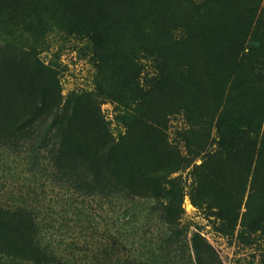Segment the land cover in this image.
<instances>
[{"label":"rangeland","instance_id":"rangeland-1","mask_svg":"<svg viewBox=\"0 0 264 264\" xmlns=\"http://www.w3.org/2000/svg\"><path fill=\"white\" fill-rule=\"evenodd\" d=\"M7 124L22 129L0 145V206L32 208L38 241L69 262L119 203L45 178L49 142L149 193L131 202L147 207L136 224L161 223L151 191L172 188L186 238L220 264H264V0H0ZM173 256L195 264L191 248Z\"/></svg>","mask_w":264,"mask_h":264},{"label":"trees","instance_id":"trees-1","mask_svg":"<svg viewBox=\"0 0 264 264\" xmlns=\"http://www.w3.org/2000/svg\"><path fill=\"white\" fill-rule=\"evenodd\" d=\"M8 126L0 128V145L16 148L12 135L22 127ZM57 128L53 129L59 133ZM38 145L37 148H40L42 143ZM47 145L50 155L45 159L48 164L39 168L45 178L63 181L72 192L78 193L79 198L95 201L98 209H111L114 206L112 204L119 203L120 217L112 223L113 230L94 228L91 235L97 240L92 248L88 241L80 242L83 256H75L80 264H174L175 250L188 251L189 248L195 264H220L210 246L198 235L186 238L185 229L176 216H172L171 209L175 214L180 211V192L172 188L164 191L152 189L150 194L159 205L156 209L165 219L157 224H136L147 207L133 209L131 202L133 198L141 199L149 193L142 189L132 190L126 184L122 186L123 182L117 178L114 165L103 155L94 159L85 156V160L76 163L69 157L59 155V143L49 142L44 146ZM36 161L37 157L30 163L33 169H38L39 163ZM77 169L84 172L79 175ZM34 220L32 208L0 206V264H73L66 256L56 254L51 247L42 246L38 234L43 226L39 228ZM195 240L200 241V244L197 245Z\"/></svg>","mask_w":264,"mask_h":264}]
</instances>
